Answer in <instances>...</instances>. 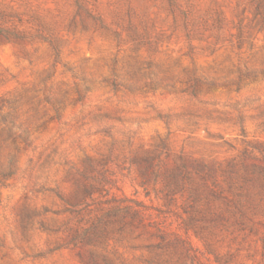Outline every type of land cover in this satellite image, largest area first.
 <instances>
[{
    "label": "rangeland",
    "instance_id": "obj_1",
    "mask_svg": "<svg viewBox=\"0 0 264 264\" xmlns=\"http://www.w3.org/2000/svg\"><path fill=\"white\" fill-rule=\"evenodd\" d=\"M0 264H264V0H0Z\"/></svg>",
    "mask_w": 264,
    "mask_h": 264
}]
</instances>
